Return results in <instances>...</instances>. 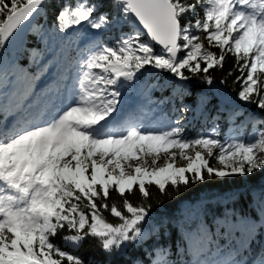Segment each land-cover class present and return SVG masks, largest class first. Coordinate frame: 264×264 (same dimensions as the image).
<instances>
[{
    "label": "snow or ice",
    "instance_id": "1",
    "mask_svg": "<svg viewBox=\"0 0 264 264\" xmlns=\"http://www.w3.org/2000/svg\"><path fill=\"white\" fill-rule=\"evenodd\" d=\"M229 56L235 98L213 90ZM236 100L264 111V0H0V264H264V186L215 194L211 226L207 197L175 222L149 203L264 170V118ZM89 238L105 259L76 254Z\"/></svg>",
    "mask_w": 264,
    "mask_h": 264
},
{
    "label": "trees",
    "instance_id": "2",
    "mask_svg": "<svg viewBox=\"0 0 264 264\" xmlns=\"http://www.w3.org/2000/svg\"><path fill=\"white\" fill-rule=\"evenodd\" d=\"M201 10V15H202ZM127 30V29H125ZM104 39L111 42L114 39V34H105L103 37ZM28 43L26 44V47L32 46V44L35 43L34 37L29 34L27 37ZM83 43L81 44V46ZM20 63L22 66L27 67L28 66V60L27 57L24 56L21 58ZM31 71H35L34 68L30 69ZM229 70H232L233 74L232 76H228L227 73ZM213 76L215 77L216 83H215V89H219L221 91L229 93L233 98L236 97V94L240 90V84L235 82L236 76L240 75L239 71H237L234 68V58L229 56L227 59V62L224 65V68L216 69L213 71ZM167 74H162L163 76H166ZM155 78H149L148 82L151 83ZM226 80L225 83H221L220 81ZM144 81L142 80V83ZM192 91L193 96L188 98L186 102L193 103L195 100V93L198 91L206 90L209 88L208 85L199 83L198 81L193 80L192 82ZM167 95V93H164ZM154 98L159 99L161 94L159 92L153 93ZM236 104L240 105L242 104L241 101L236 100ZM243 108L244 115L245 116H253L256 118H262L264 111H260L256 109L254 105H246ZM191 116V114H189ZM243 120L244 117H241ZM210 125V124H209ZM207 125H204L202 121H196L191 122L186 128V135L189 137L195 136L196 133L201 132L204 127ZM227 124H225L223 121H221V129H220V138L221 134L225 131V128ZM261 127H264V125H261ZM251 126L249 125L248 128H244V130L249 131ZM216 162L215 159H212L210 161L211 165H213ZM264 186V170L262 171H256L251 175L248 176H235L232 178H212L210 180H206L204 183H195L188 187H184L181 185L179 192L174 191L171 186L168 187V192L171 193V195L165 196L161 194L158 189L155 186L151 187L152 196L149 200V203L153 206V212L152 214L156 217H160L161 215L168 216L172 218V220L175 222L176 220L182 219L184 216L191 214L196 207H198L199 203L202 201L203 197L208 198V203L206 206L207 215L204 216V219L207 221V223L211 226L212 225V217L214 214L218 215L221 211V207L213 201L211 198L215 194L224 193L228 191H233L237 189H253V188H260ZM130 200H132L133 203H136L140 200V194L137 191L135 195L129 197ZM112 200L120 201L119 196L113 192L111 195V199L109 200V203H111ZM159 201V202H157ZM251 202V196H249L248 200L245 201L243 197L241 198V201L235 205V207L239 208L241 212L247 213L249 211L247 205ZM107 218L113 222L117 223L118 221L114 219L110 214L105 213ZM194 226V225H192ZM65 233H61V235H64ZM172 240L179 242V229L176 227L172 228L171 232ZM55 243L60 244L63 246V241L61 240L60 236H57L55 238ZM96 240L94 239H87L83 242L82 247L79 248L78 252L76 254L81 255L85 261L89 259H95V260H103L105 257L99 252V249L96 247ZM167 243V241H165ZM223 243V241H221ZM175 247V245L173 246ZM66 251H73L72 248H66Z\"/></svg>",
    "mask_w": 264,
    "mask_h": 264
},
{
    "label": "rangeland",
    "instance_id": "3",
    "mask_svg": "<svg viewBox=\"0 0 264 264\" xmlns=\"http://www.w3.org/2000/svg\"><path fill=\"white\" fill-rule=\"evenodd\" d=\"M82 43H83V41H82ZM129 96H130V98H132V99H135V98H136V94H135V93H130ZM239 106H240V108L243 110V108H245L244 106H246V105H244V104L242 103V104H240ZM262 118H264V114H263V117H262ZM237 124H239V121H237ZM209 127H210V125L205 126L204 129H203L201 132L206 131L207 128H209ZM226 127H227V128H225V131L221 134V135H222V136H221V139H224L226 136H231V135L234 134V128L230 127L229 125H227ZM239 131H240L242 134L247 135V134L251 131V128H250L249 131L244 130V128H240ZM195 135H196V134H195ZM163 163H164V159L161 158V160L158 161V165H163ZM176 163H177L178 166H184V165L187 163V161L177 159ZM212 166L220 167V165L217 163V161H216Z\"/></svg>",
    "mask_w": 264,
    "mask_h": 264
}]
</instances>
